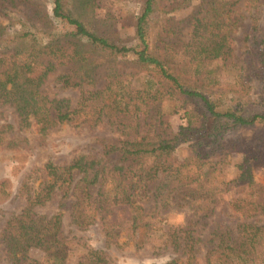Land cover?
<instances>
[{
  "label": "trees",
  "instance_id": "obj_1",
  "mask_svg": "<svg viewBox=\"0 0 264 264\" xmlns=\"http://www.w3.org/2000/svg\"><path fill=\"white\" fill-rule=\"evenodd\" d=\"M136 1L142 4V10L136 18L135 44L131 47L106 36L96 0H50V14L40 12L46 29L42 35L30 20L2 8L3 13L13 17L6 20L8 24L0 22V105L15 109L20 128L33 125L42 135L57 125L97 128L107 123L115 128L119 139L116 143L101 140L102 152L105 157L118 155L120 163L106 173L103 167L90 169L98 162L78 157L69 165L46 164L37 186L29 176L21 189L26 208L10 216L0 232L10 264H22L31 250L52 253L53 245L58 244L63 215L58 213L44 221L34 212L56 191H62L63 198L83 192L74 205L73 216L80 227L92 224L97 213L107 225V209L117 205L129 206L134 213L133 224L139 225L136 199L150 186L152 196L161 204L176 188H195L201 194L197 201L202 206L198 204L200 207L192 211L206 219L214 211L210 206L217 195L215 189L205 188L204 168L220 148V139L236 129L264 126V115L252 114L250 105V91L264 83V50L250 53L237 67L234 65V83L223 85L220 77L234 52L229 44L228 19L241 0H202L196 15L179 22L191 28L189 40L177 44L171 39L161 49V56L153 53L151 42L158 0ZM248 2L252 5L256 1ZM17 26L19 30L14 29ZM252 31L261 33L254 17ZM126 57L132 58L140 71L154 66L164 82L156 85L147 80L142 89L134 87L131 79L136 74L122 72L117 65ZM102 67L105 70L100 77ZM60 69L63 71L57 82L62 88L80 91L74 106L68 99H49L41 91L49 76ZM165 101L195 105V109L185 112L186 126L179 127L172 138L167 131L169 124L163 120ZM184 145L191 156L179 161L175 154ZM252 162L246 158L238 165L233 183L240 196L229 203L244 220L233 230L217 233L213 247L205 253V264H264V220L248 221L258 213L264 214V196L261 202ZM90 172L93 176L87 180ZM76 173L84 175L78 183ZM81 184L86 187L80 188ZM95 184L104 188L93 198L87 188ZM5 186V182L0 185V203L11 197ZM184 234L183 244L179 232L171 235V245L175 250L183 246L185 264H196L199 239L190 231ZM105 257L103 251L92 250L80 264H109ZM168 264L179 263L174 259Z\"/></svg>",
  "mask_w": 264,
  "mask_h": 264
},
{
  "label": "rangeland",
  "instance_id": "obj_2",
  "mask_svg": "<svg viewBox=\"0 0 264 264\" xmlns=\"http://www.w3.org/2000/svg\"><path fill=\"white\" fill-rule=\"evenodd\" d=\"M99 13L103 18L106 36L124 42L131 47L135 44V22L140 15L142 4L136 0H96ZM252 5L248 0H241L234 7L235 13L229 16V30L233 49L232 58L228 60V68L221 71L222 84L234 83V65L249 57L250 53L264 50V0H255ZM202 0H158L157 22L152 31V50L161 56V49L173 39L183 43L189 40L191 28L186 24H179L196 15ZM7 8L14 15L30 20L36 32L41 34L46 30L41 21L40 12L50 14V0H24L11 3L0 0V22L7 23L12 18L11 13H3ZM7 17H4V16ZM205 13L201 14V16ZM257 20L261 33L252 31V18ZM171 27L174 29L171 34ZM19 30L20 27L14 28ZM3 50H0V54ZM257 57L255 58V60ZM130 57L121 58L117 65L126 73H134L133 86L142 89L147 80L160 85L164 82L162 76L156 72L154 66L139 70L132 63ZM105 67L100 69L101 76ZM63 70L51 74L41 91L49 99H68L74 106L80 96L79 89L66 90L57 82L58 75ZM138 72V73H136ZM102 83H99L101 85ZM252 114L264 115V83L250 91ZM177 106V107H176ZM163 120L169 124L168 133L171 138L178 132L179 127L186 126L185 112L195 109L193 103L165 101ZM19 117L15 109L9 105H0V185L6 183L7 194L10 199L0 203V232L8 218L20 214L27 206L25 195L21 189L28 177L36 181L37 186L44 175L41 169L48 163L57 166L69 165L75 158H87L90 162H98L90 168L98 170L103 167L105 172L113 171L120 166L118 155L105 157L102 152L101 140L107 139L116 143L119 134L115 128L107 123L97 128L88 126H73L69 124L57 125L42 135L33 125L20 128ZM220 148L208 160L204 168L205 188L215 189L216 201L211 204L214 208L211 216L206 219L192 211L202 203L197 201L201 194L195 188H176L167 202L161 204L151 194L152 186L143 190L137 197L138 214L141 219L139 225H134L131 218L133 212L129 206H111L105 214L106 224L97 213L95 221L86 227H80L73 222L74 205L78 202L76 195L70 194L63 198L62 191H56L52 199L43 206L34 209L37 218L48 220L58 213L63 215L58 244H54L52 253L31 250L22 264H80L84 262L89 251H103L109 264H168L174 259L179 264L186 263V256L182 255V247L175 250L171 245V235L179 232L180 244H183V232H192L195 239H199L196 248L198 262L205 264L204 257L208 248L213 247L217 233L223 230H233L237 223L244 219L229 206L232 198L240 196V190L233 183L238 174V165L246 158L253 162L254 178L260 201L264 196V126L236 129L226 133L220 139ZM191 156L187 145L180 146L175 157L182 161ZM88 174L87 180L93 175ZM83 174H75V182L83 179ZM113 178V177H112ZM111 178V180H112ZM83 183V182H82ZM81 187L86 185L81 184ZM104 185L95 184L87 188L93 198ZM111 185L107 187L110 189ZM197 192V195L195 194ZM195 194V195H194ZM80 195V196H79ZM86 213L88 211H85ZM90 213V211H89ZM264 220V214L258 213L248 219L249 222ZM170 234V236H169ZM216 236V237H215ZM0 264H10L6 251L0 242Z\"/></svg>",
  "mask_w": 264,
  "mask_h": 264
}]
</instances>
